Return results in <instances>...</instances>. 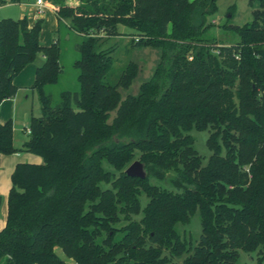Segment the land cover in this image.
<instances>
[{
    "label": "trees",
    "instance_id": "trees-1",
    "mask_svg": "<svg viewBox=\"0 0 264 264\" xmlns=\"http://www.w3.org/2000/svg\"><path fill=\"white\" fill-rule=\"evenodd\" d=\"M53 1L57 33L82 37L78 90L58 100L47 87L61 72L59 38L42 46L41 19L31 27L26 17L0 19V103L15 95L16 74L44 56L31 86L40 113L20 147L11 120L0 122V155L42 158L11 173L0 264H69L56 248L75 264H174L181 256L182 264H237L239 251L264 264V0H249L258 9L229 26L238 36L229 45L205 37L216 0ZM120 25L133 30V45L160 49L151 78L124 99L118 87L129 86L135 65L110 81L111 50L100 47ZM192 128L209 129L205 164ZM136 159L144 178L124 172ZM196 210L201 233L191 246L175 227Z\"/></svg>",
    "mask_w": 264,
    "mask_h": 264
},
{
    "label": "rangeland",
    "instance_id": "rangeland-1",
    "mask_svg": "<svg viewBox=\"0 0 264 264\" xmlns=\"http://www.w3.org/2000/svg\"><path fill=\"white\" fill-rule=\"evenodd\" d=\"M25 3H31L35 0H22ZM217 10L214 14L207 16V23L210 24L205 37L208 40H214L217 45L233 44L238 40V36L234 33L229 26H241L247 22H250L254 15L253 10L258 9V6L253 3L250 4L249 0H216ZM30 6L24 8L19 4L4 5L0 9V17L17 19L21 13L28 16ZM45 20H42L41 30L38 36L39 43L45 38V41H49L53 34L54 16L45 12ZM64 27H61L60 33L57 36L60 44V68L58 81L55 84L49 85L47 90L52 94L54 100H58L59 93L63 90L77 91V69L74 67V61L78 58V44L82 37L71 33L69 38L65 35L61 36L64 32ZM119 30L121 33L113 36H104L101 39L100 47L102 49L111 50V56L113 58V66L109 72L110 81L115 82L122 70L129 63L135 65L136 75L131 80L128 87H118L121 99H124L127 95H136L139 90V86L149 80L154 73V70L160 60V49L152 46H135L132 44L131 38L133 30L129 27L120 25ZM217 52V49L214 50ZM38 58V57H37ZM21 103L27 107L30 115H38L40 113V101L37 93L32 89H27L22 94ZM114 112H112L113 116ZM30 117L20 122L16 121L17 126L13 125V143L20 145L21 142L26 139L27 129L29 128ZM25 125V126H24ZM194 137V148L202 158V163L205 164L207 159L211 155V150L207 146V138L209 135V129L197 130L192 128L189 132ZM224 153V148L222 149ZM137 160V159H136ZM102 165L105 169L112 170V167L105 161H102ZM152 183L167 187L168 184L155 179H150ZM141 211L146 204L147 198L144 192L140 194ZM141 216L138 214L136 217ZM135 217V218H136ZM134 218V217H133ZM124 224V221L122 223ZM176 230L180 234L182 239L190 242L191 246L198 242L201 233V224L199 212L196 210L189 216L186 223H177ZM58 255L63 258L69 264H75L72 259L67 258L60 248H56ZM184 256L172 257L174 264H182ZM237 264H257L256 252H244L239 251Z\"/></svg>",
    "mask_w": 264,
    "mask_h": 264
},
{
    "label": "crops",
    "instance_id": "crops-1",
    "mask_svg": "<svg viewBox=\"0 0 264 264\" xmlns=\"http://www.w3.org/2000/svg\"><path fill=\"white\" fill-rule=\"evenodd\" d=\"M56 1L59 3L62 2L63 4H69V5H73L77 3V0H56ZM8 4H19L23 8L27 5L30 6V11H29L28 16L25 15L24 13H21V15L17 18V19H20L22 17H26L29 27L33 26L36 20L38 19L45 20L46 18L44 16L45 12L51 13L55 18L53 29H52L53 30L52 37L49 39V41H45V38H44L42 41H40V44L42 46H49L51 43H53L54 41L58 39L56 36L58 35L57 33L58 21H57V17H56L55 10H54L56 4L53 0H43V3L41 5L37 4V0L31 3H25L22 0H20L17 3H11V2H7L4 4L0 3V9L4 5H8ZM2 18H6V17H0V19ZM63 29H64L63 30L64 32L62 34L64 35L65 28ZM71 33L67 32L66 38H69ZM43 60H44V56L40 54L35 61L26 64L16 74V76L13 79V83L17 86L18 89L14 96L4 99L0 103V122L11 120L15 128V126L19 124V123H16V121L20 120V122H23L31 116L30 113L28 112L27 107L21 103V99L23 96L22 94L28 88L32 89L31 86L35 78L36 68ZM27 134L25 138H27ZM23 141L21 142V144L23 143ZM21 144L18 146L15 144L14 145L16 147H20ZM20 162L39 164L42 162V158L39 155L30 153V152H17V153L0 155V196H1L0 230L5 225V220H6L7 196H8L9 189L11 187V179H10L11 173L15 165Z\"/></svg>",
    "mask_w": 264,
    "mask_h": 264
},
{
    "label": "water",
    "instance_id": "water-1",
    "mask_svg": "<svg viewBox=\"0 0 264 264\" xmlns=\"http://www.w3.org/2000/svg\"><path fill=\"white\" fill-rule=\"evenodd\" d=\"M124 172L129 176H136L139 178L145 177V172L143 170V165L140 161L134 160L132 163H130L127 168L124 170Z\"/></svg>",
    "mask_w": 264,
    "mask_h": 264
},
{
    "label": "built area",
    "instance_id": "built-area-1",
    "mask_svg": "<svg viewBox=\"0 0 264 264\" xmlns=\"http://www.w3.org/2000/svg\"><path fill=\"white\" fill-rule=\"evenodd\" d=\"M43 3V0H37V4L41 5ZM29 131V129H27Z\"/></svg>",
    "mask_w": 264,
    "mask_h": 264
}]
</instances>
